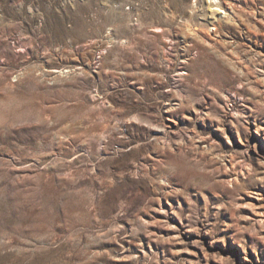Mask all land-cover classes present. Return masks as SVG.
Listing matches in <instances>:
<instances>
[{
  "label": "rangeland",
  "instance_id": "rangeland-1",
  "mask_svg": "<svg viewBox=\"0 0 264 264\" xmlns=\"http://www.w3.org/2000/svg\"><path fill=\"white\" fill-rule=\"evenodd\" d=\"M0 264H264V0H0Z\"/></svg>",
  "mask_w": 264,
  "mask_h": 264
},
{
  "label": "bare ground",
  "instance_id": "bare-ground-1",
  "mask_svg": "<svg viewBox=\"0 0 264 264\" xmlns=\"http://www.w3.org/2000/svg\"><path fill=\"white\" fill-rule=\"evenodd\" d=\"M211 2H212V0H211ZM217 6L220 7L221 6L220 3ZM216 9H220V8H216ZM220 11H221V13H224L222 10H220ZM225 14L227 15V12H225Z\"/></svg>",
  "mask_w": 264,
  "mask_h": 264
}]
</instances>
